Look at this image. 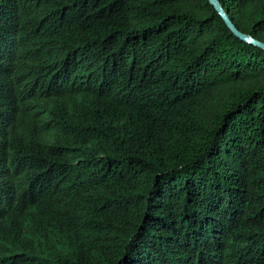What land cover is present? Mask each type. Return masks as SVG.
Returning <instances> with one entry per match:
<instances>
[{"label":"trees","instance_id":"obj_1","mask_svg":"<svg viewBox=\"0 0 264 264\" xmlns=\"http://www.w3.org/2000/svg\"><path fill=\"white\" fill-rule=\"evenodd\" d=\"M0 264H264V50L208 0H0Z\"/></svg>","mask_w":264,"mask_h":264},{"label":"water","instance_id":"obj_2","mask_svg":"<svg viewBox=\"0 0 264 264\" xmlns=\"http://www.w3.org/2000/svg\"><path fill=\"white\" fill-rule=\"evenodd\" d=\"M209 4L215 9L218 15L221 17L226 27L232 32V34L239 38L241 41L254 45L262 50H264V43L259 42L251 38L250 36L244 35L237 31L235 26L232 24L228 16L224 13L222 7L220 6L218 0H208Z\"/></svg>","mask_w":264,"mask_h":264}]
</instances>
